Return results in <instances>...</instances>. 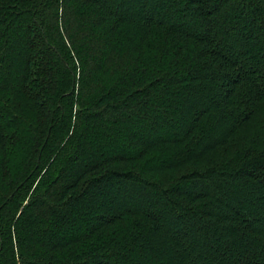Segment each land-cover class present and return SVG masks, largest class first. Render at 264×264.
<instances>
[{
  "label": "trees",
  "instance_id": "16d2710c",
  "mask_svg": "<svg viewBox=\"0 0 264 264\" xmlns=\"http://www.w3.org/2000/svg\"><path fill=\"white\" fill-rule=\"evenodd\" d=\"M0 264H264V0H0Z\"/></svg>",
  "mask_w": 264,
  "mask_h": 264
},
{
  "label": "rangeland",
  "instance_id": "374dc122",
  "mask_svg": "<svg viewBox=\"0 0 264 264\" xmlns=\"http://www.w3.org/2000/svg\"><path fill=\"white\" fill-rule=\"evenodd\" d=\"M162 102L165 104V105L163 104L164 107L162 106V109L167 108V109H169L173 113H177L178 112V109L180 108V106H177V105H174L173 103H171V99H169V98H165L164 100H162ZM187 121H189V119L186 120L185 122H183V121L182 122L183 123H186ZM180 125H182V123ZM159 133H163V130L161 129L159 131Z\"/></svg>",
  "mask_w": 264,
  "mask_h": 264
}]
</instances>
